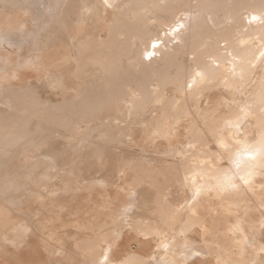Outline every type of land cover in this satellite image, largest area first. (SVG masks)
<instances>
[{
    "label": "bare ground",
    "instance_id": "6f19581e",
    "mask_svg": "<svg viewBox=\"0 0 264 264\" xmlns=\"http://www.w3.org/2000/svg\"><path fill=\"white\" fill-rule=\"evenodd\" d=\"M101 1L80 0L74 18L58 27L59 16L49 15L44 102L28 104L13 94L14 110L0 111V202L22 205L28 184L53 179L28 175V152L38 147L33 143L36 135L57 133L74 142L96 137L107 144L124 138L133 143L135 131L126 128L133 117L143 126L144 141L151 146L159 142L155 149L165 160L126 163L124 168L134 175L131 183L156 186L162 176V184L178 186L183 200L174 204L168 193H157L167 208L158 202L161 223H150L132 215L138 209L133 198L130 203L126 197V202L116 198L115 207L106 199L97 213L110 211L111 233L74 243L82 249L80 263L189 264L210 258L215 264L258 263L264 254V244L257 241L264 230V0H198L196 5L191 0ZM59 6L57 2L55 11ZM186 8L194 13L182 15ZM62 30L65 42L60 40ZM32 119L40 125L28 132ZM14 159L23 172L8 170ZM250 198L261 213L258 220L248 214ZM242 208L245 213L238 216ZM218 210L234 221L223 228L214 220L209 225V215ZM18 212L26 214L23 207ZM10 214L0 208V264H28L27 258L9 249L15 243L20 248L18 233L28 231L26 225L22 230L19 224L13 226ZM118 217L139 224L136 231L144 240L139 248L149 249L157 238L148 255L113 259L121 235L114 238L112 233L123 227ZM191 233L201 236L203 247L189 237ZM252 240L258 242L255 255L247 257ZM64 261L79 264L68 254Z\"/></svg>",
    "mask_w": 264,
    "mask_h": 264
},
{
    "label": "rangeland",
    "instance_id": "374dc122",
    "mask_svg": "<svg viewBox=\"0 0 264 264\" xmlns=\"http://www.w3.org/2000/svg\"><path fill=\"white\" fill-rule=\"evenodd\" d=\"M107 1L113 0H102L101 2L107 4ZM117 1L114 0V2ZM201 1L204 3L209 2V0ZM57 2L60 3V6L55 11ZM79 2L80 0H0V74L6 76L0 79V111L14 110V102H12L11 98L13 94L17 95L22 101L27 100L28 104L35 102L40 105L44 102L47 91L43 68L45 65L46 31H48L46 27L48 26L49 15L55 12L54 15L59 16L60 23L58 22L57 27L64 25L66 22L69 23L68 20L74 18L73 12L79 7ZM190 3H192L191 5H196L198 4V0H191ZM191 10L189 9L188 11L186 8L182 15H192L194 10L193 12ZM243 12H240L241 18L245 14ZM226 21H224V26L229 25V23H225ZM60 34L61 42L67 41V36L63 30L62 32L60 31ZM141 48L142 45H138V49ZM6 86H9L8 89ZM147 117H150V114ZM38 125L40 124L36 120H30L27 125L28 132L35 131ZM126 128L127 130L133 129L135 131L133 133V143L123 138L121 142L114 141L111 144H107L95 140L96 137L74 142L62 136L59 137L57 133L56 135L52 133L47 136H35L33 143H36L38 147L36 150L30 149L33 151L28 152V175L35 177L45 175L53 177V179L46 181L47 183L35 184L36 186L28 184L26 186L28 193H24L26 199H24L25 201L22 202V205L21 203L9 205L6 202H0L1 209H9L11 211L10 218L13 220V226L14 224H19L18 228L20 230L25 225L28 227V231L18 233L22 240L20 248H16L15 243L9 245L10 251L16 253L18 257L27 258L28 264H66L64 256L67 254L74 257L81 264L84 261L83 257H81L82 249L80 250L73 246L82 239L109 235L112 228L111 219L108 218L110 211L104 210L102 213L100 211L101 215L97 213L102 202H112L114 203L113 207H115L119 204L115 201L116 198L125 202V199L128 198V203L132 202L133 198V202L136 205L135 208L138 209H134L132 215L148 218L150 223H153V221L158 222L160 219L157 216V210L161 208L158 202L163 204V208H167V203L161 202L158 197L160 192L168 193L167 197L174 204H179L183 200V195L178 186L167 185V183L162 184V176L157 177L160 185L156 186H151L144 182L141 185H133L131 183L133 182L132 178H134V175L130 169L126 170V167L124 168L126 163L132 160L137 161L138 159H145L156 163L165 160V158L161 155L160 149L156 151L159 142L151 146L149 142L147 143L143 140V126L138 122L134 123L133 117L128 118ZM43 130L45 131V129ZM20 165L21 163L18 160H11L8 170L16 171L18 169L17 172L21 173L23 170L18 168ZM123 168L125 174L119 179L118 172ZM68 174H71V176ZM101 179L105 182L103 183L104 185L97 183ZM63 181L68 183V185H64ZM126 181H128L127 185ZM93 185L98 187L95 186L94 188ZM130 187L135 189V195H132L133 191H131ZM119 188L124 189L120 190ZM116 191L119 193L117 194ZM35 192L36 196H40V198L46 196L45 199H35ZM98 192H100V196L97 195ZM128 192H131V194ZM28 194L34 197L27 196ZM249 203L250 209L248 214L254 220H258L261 213L256 210V201L250 198ZM22 207L25 209L26 214L18 212ZM241 211H243V214L245 213L242 208L239 210L238 216L243 215ZM91 215L96 219L92 220ZM116 220L117 224L119 225L121 222L123 227L112 233V237L114 238L121 235L119 238V248L113 253V259L120 260L125 255H136L138 253L143 256L148 255L149 249L156 244L157 238H152L153 240L150 241L149 249L139 248V242H144L143 237L139 236L136 231L139 224L133 221L132 218L126 223V219L122 217H118ZM213 220L218 225L220 224L219 227L223 228L228 222L234 221V217H225L218 210L217 215H209L207 219L208 224H213ZM159 222L161 223V221ZM104 223H106V226L102 230L99 226ZM92 224L94 226L93 229L88 230L87 227ZM127 224L129 225L128 227H126ZM177 226L179 227L181 224H177ZM97 230L98 233L94 234ZM50 234L52 237L56 236L53 237L55 242H53L54 239L51 236H48ZM9 236L12 237L13 234ZM189 237L197 241L198 244L200 243V246H204L199 234L191 233ZM209 238V236H206V239ZM257 241L264 244V230L258 236ZM252 242V246L248 245L246 247L247 257L248 255H251L249 257L255 255V246H257L258 242L255 240H252ZM47 245L50 248H46ZM191 263L215 264L213 258L208 260L197 259Z\"/></svg>",
    "mask_w": 264,
    "mask_h": 264
},
{
    "label": "crops",
    "instance_id": "0c3cea01",
    "mask_svg": "<svg viewBox=\"0 0 264 264\" xmlns=\"http://www.w3.org/2000/svg\"><path fill=\"white\" fill-rule=\"evenodd\" d=\"M261 259H262V261H261ZM261 262H264V254H261V255H260V262L255 263V264H263V263H261ZM189 264H192V263H189Z\"/></svg>",
    "mask_w": 264,
    "mask_h": 264
}]
</instances>
